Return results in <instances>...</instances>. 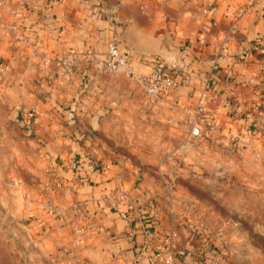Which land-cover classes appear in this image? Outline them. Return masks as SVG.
Returning <instances> with one entry per match:
<instances>
[{
  "label": "crops",
  "instance_id": "0c3cea01",
  "mask_svg": "<svg viewBox=\"0 0 264 264\" xmlns=\"http://www.w3.org/2000/svg\"><path fill=\"white\" fill-rule=\"evenodd\" d=\"M114 35L136 74L161 59L176 82L168 97L203 106L231 137L264 125V0H0V125L16 119L42 139L39 162L55 175L45 214L55 244L73 246L84 228L93 253L126 264H216L167 224L136 169L89 146L139 82L86 57L67 72L63 57L105 52Z\"/></svg>",
  "mask_w": 264,
  "mask_h": 264
},
{
  "label": "rangeland",
  "instance_id": "374dc122",
  "mask_svg": "<svg viewBox=\"0 0 264 264\" xmlns=\"http://www.w3.org/2000/svg\"><path fill=\"white\" fill-rule=\"evenodd\" d=\"M127 88L110 130L90 134L95 156L136 169L167 224L199 240L216 264H264V125L228 137L205 110L192 118L198 105L171 92L151 97L140 83ZM36 143L25 123L0 125V264H126L93 253L98 245L81 236L84 228L73 246L55 244L45 226L55 175Z\"/></svg>",
  "mask_w": 264,
  "mask_h": 264
},
{
  "label": "built area",
  "instance_id": "2783aa9c",
  "mask_svg": "<svg viewBox=\"0 0 264 264\" xmlns=\"http://www.w3.org/2000/svg\"><path fill=\"white\" fill-rule=\"evenodd\" d=\"M252 3L249 2L245 6H242L238 9L240 14L245 13ZM120 39L118 35H114L112 39L107 44V49L105 52L97 51L91 46H87L81 52H75L72 54H67L63 57L65 63V70L67 72L74 71L80 65V57H86L93 62L94 66L104 73L117 72L121 69L126 71L137 80L145 89L146 93L154 98H161L166 94L172 92L175 88V80L168 75L167 66L161 59H156L152 63L151 72L147 75H138L135 73L134 68L131 64V61L128 57L123 54L120 50ZM259 46L257 45L256 48ZM204 112V108L201 105H198L195 110V114L192 115V118H196L198 113ZM193 134H199L200 128L198 125H195L192 130ZM51 173L53 170L49 168ZM55 182L51 184L53 188ZM177 235V232L173 231L171 237L174 238ZM171 238V242H172ZM174 245L169 244L166 253L173 254ZM160 255V254H158Z\"/></svg>",
  "mask_w": 264,
  "mask_h": 264
}]
</instances>
